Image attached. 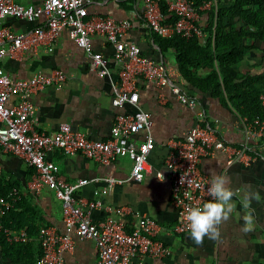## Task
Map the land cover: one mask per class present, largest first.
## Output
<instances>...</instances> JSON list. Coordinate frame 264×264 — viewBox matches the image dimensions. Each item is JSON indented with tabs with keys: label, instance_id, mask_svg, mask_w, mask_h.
<instances>
[{
	"label": "crops",
	"instance_id": "obj_1",
	"mask_svg": "<svg viewBox=\"0 0 264 264\" xmlns=\"http://www.w3.org/2000/svg\"><path fill=\"white\" fill-rule=\"evenodd\" d=\"M40 1L18 0L23 5L38 4ZM143 9L142 0H92L88 5V15L128 20L130 27L123 37L124 41L138 46L146 58L163 63L173 75V82L199 101L209 116L211 125L217 127L219 135L232 145H249L253 158L248 164L242 161L227 163L226 155L220 150L202 156L199 167L204 174L211 179L214 174L225 175L230 179L229 187L236 193L233 197L235 210L230 219L221 225L219 240L213 241L205 237L203 245L198 246L190 239L189 231L175 233L173 226L178 221V214L171 201L169 171L165 166V159L169 143L183 138L194 125L195 111L179 103L168 86L160 88L152 82L138 80V104L151 115V133L155 142L144 177L140 182L126 180L110 184L103 180L91 181L77 191L79 203L85 206L89 201L101 200L102 207L90 210L91 219L98 222L112 216L123 222L127 230L134 224V211L145 213L156 220L157 236L167 245L168 255L161 259L134 258L131 264H264V142L247 134L243 121L229 102L212 97L209 93L201 94L186 88L178 72L173 50L162 52L159 49L153 33L145 24ZM209 9L199 11L198 23L202 28L210 20ZM41 22L42 19L29 22L13 16L0 19V25L8 26L16 33L28 31ZM91 47L109 57L110 78L99 77L89 69L85 50L76 45L67 29L61 30L52 41L51 51L41 46L37 51L25 53L17 59L3 57L2 67L12 78H27L38 70L49 72L54 68L61 69L66 74L62 88L51 85L31 95L35 106V129L53 132L60 123L66 122L73 130L91 140H106L110 137L115 116L135 111L136 107L130 103L117 107L111 104L110 80H119V66L112 60V45L104 36L94 34L91 37ZM259 58L257 51L252 49L237 67L241 71L250 70L251 73L258 74L264 68L250 65L259 64ZM141 136L138 133L134 137L140 140ZM48 158L58 165V177L68 182L93 177L127 179L132 167L129 157H115L111 164L106 165L79 153L67 155L55 150L48 154ZM0 169V183L6 184L7 188H16L22 205H32L37 212L31 234H28V246L8 249L9 245H2L0 242V264H43L39 260L40 225L51 227L58 234L73 237V248L62 252L66 263L96 264L95 241L78 237L74 227L64 225L61 202L53 192L47 188L38 195L27 191V181L33 173L31 166L20 157L0 149ZM157 172L162 177H158ZM247 193H258L259 199L251 201L255 224L252 231L245 233L241 229L244 224L243 216L248 210L243 207L242 200Z\"/></svg>",
	"mask_w": 264,
	"mask_h": 264
},
{
	"label": "built area",
	"instance_id": "obj_2",
	"mask_svg": "<svg viewBox=\"0 0 264 264\" xmlns=\"http://www.w3.org/2000/svg\"><path fill=\"white\" fill-rule=\"evenodd\" d=\"M143 19L149 30L163 37L173 32L181 36L206 37L198 23L199 11L216 5V0H206L192 9L189 0H166L168 10L174 13V27L163 25L164 16L158 0H142ZM92 0H41L38 4L23 5L18 0H0V19L13 16L29 22L42 19L34 28L16 33L5 25H0V149L16 155L33 168L27 181V191L38 195L44 188L51 190L61 202L62 220L66 227H74L80 238L93 239L97 249L96 264H131L134 258H165L169 249L158 238V223L145 213L134 211V224L127 230L123 222L107 216L94 222L90 210L102 207L101 200H92L85 206L79 203L77 191L93 181H106L110 184L126 180L142 181L147 170L149 156L154 148L151 133V115L138 104V80H146L162 88L168 86L182 105L195 111L194 125L186 135L169 143L165 166L169 171L171 201L177 210L178 221L173 226L175 233L189 231L187 211L202 206L212 198L209 195L211 178L200 167L202 156L215 150L222 151L227 163L242 161L248 164L253 155L247 144L240 146L228 143L212 126L209 116L195 97L189 96L177 83L163 63H156L140 52L138 46L124 41L129 29L128 20H116L111 16L88 15V5ZM67 29L76 45L85 50L89 69L99 77H111L109 57L91 47V37L100 34L112 45V60L119 66V80L111 81V104L115 107L130 103L136 107L130 113L115 116L110 137L106 140H91L69 123L63 122L53 132L34 128L35 106L31 95L48 86L62 88L66 74L58 68L49 72L36 71L27 78L8 76L1 64L4 56L13 59L25 53L37 51L41 46L52 50V41L61 30ZM264 105V95H260ZM247 134L254 139L264 140V120L248 121L241 118ZM215 122L217 120L215 119ZM141 133V139L135 135ZM64 154H82L102 164H111L115 157H129L132 160L127 179L113 177L81 178L68 182L58 177V165L48 158L52 151ZM158 177H162L157 172ZM1 177V169H0ZM16 188H11L6 197H0V213L20 200ZM0 234L9 243H20L29 239L25 229H9L0 224ZM40 257L43 264H68L62 252L74 246V239L68 234H58L51 227L41 226L38 230Z\"/></svg>",
	"mask_w": 264,
	"mask_h": 264
},
{
	"label": "trees",
	"instance_id": "obj_3",
	"mask_svg": "<svg viewBox=\"0 0 264 264\" xmlns=\"http://www.w3.org/2000/svg\"><path fill=\"white\" fill-rule=\"evenodd\" d=\"M158 1L164 16L163 25L174 27L176 16L168 10L166 0ZM204 1L189 0V5L199 11L198 7ZM208 13L210 20L203 28L206 37L193 35L187 38L177 32L163 37L153 33L156 44L162 52L173 50L186 88L229 102L240 118L245 117L250 122L264 120V105L260 99V95H264V69L255 74L237 67L254 49L260 56V63L250 66L264 68V0H216V5L211 6ZM5 185L0 183L1 198L6 197L13 187ZM14 208L0 213V224L13 230L24 228L31 234L37 214L35 207L23 206L22 201H18ZM0 242L9 245L8 249L29 244L27 240L8 243L3 234H0Z\"/></svg>",
	"mask_w": 264,
	"mask_h": 264
},
{
	"label": "clouds",
	"instance_id": "obj_4",
	"mask_svg": "<svg viewBox=\"0 0 264 264\" xmlns=\"http://www.w3.org/2000/svg\"><path fill=\"white\" fill-rule=\"evenodd\" d=\"M229 184L230 179L227 176L214 174L208 189L212 199L187 211L190 239L196 245H203L205 237L213 241L220 239L221 225L230 219L236 207L233 202L236 193ZM253 199H259L258 193H247L242 200L243 207L248 210L243 216L244 224L241 229L245 233L252 231L255 224L254 209L251 208Z\"/></svg>",
	"mask_w": 264,
	"mask_h": 264
}]
</instances>
